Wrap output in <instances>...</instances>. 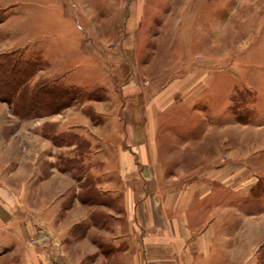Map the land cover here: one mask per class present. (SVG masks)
I'll return each instance as SVG.
<instances>
[{
  "label": "rangeland",
  "instance_id": "374dc122",
  "mask_svg": "<svg viewBox=\"0 0 264 264\" xmlns=\"http://www.w3.org/2000/svg\"><path fill=\"white\" fill-rule=\"evenodd\" d=\"M189 52L194 56L186 63L194 58L202 71L209 76L212 72L205 94L213 102L219 97L214 106L199 107L234 104L242 116L257 122L247 125L235 117L233 121L209 117L211 124L232 123L215 133L217 143L212 149L218 144L225 151L219 153L218 165L236 163L245 153L264 155V0H0V55L31 56L40 69L30 84L56 81L72 92L64 108L36 116L18 114L16 100L0 97V244L17 232L10 225L32 226L25 211L35 206L28 205V197L37 193L41 180L55 173L56 183L46 194L54 198L47 199L49 207L72 191L81 202L87 198L105 204L106 210L123 211L132 192L133 199L139 196L140 174L148 164L155 173L170 161L175 172H193L204 165L194 162L189 167L181 162L184 154L198 155L200 149L196 152L192 147L169 158L162 147L177 151L182 140L166 133L163 122L154 117L155 108L165 101L161 88L174 79L166 71L168 62H184L183 55ZM243 78L249 82L245 84ZM155 86L160 88L158 96ZM119 108L125 116L120 121L115 116ZM227 114L233 117L230 109ZM130 115L146 117L148 141L135 147L143 158L139 165L121 146L126 135L132 141ZM178 126L175 123L171 130ZM83 130L89 134L76 133ZM117 161L128 181L127 193L121 191L127 201L122 205L110 199L104 191L107 186H100L96 178L101 169ZM225 176L229 179L230 173ZM244 179L247 183L242 180L234 186L253 199L243 202V208L249 213L264 211V179L256 185ZM260 197L263 200L256 201ZM96 219L113 223L107 213ZM261 220L251 219L249 224L258 227ZM29 243L38 250L46 248L34 237ZM238 251L243 260L245 250ZM12 252H0V264H8ZM252 254L243 264H264V244Z\"/></svg>",
  "mask_w": 264,
  "mask_h": 264
},
{
  "label": "crops",
  "instance_id": "0c3cea01",
  "mask_svg": "<svg viewBox=\"0 0 264 264\" xmlns=\"http://www.w3.org/2000/svg\"><path fill=\"white\" fill-rule=\"evenodd\" d=\"M191 55L190 52L184 54V62L181 59L168 62L166 71L172 73L174 79L161 88L165 101L161 108H155L154 117L163 122L166 133L182 140L177 151H172L171 146L162 147L165 153L169 152V158L173 159L175 153L192 147L196 152L200 151L198 155L184 154L181 162L186 161L189 167L194 162H203L204 165L199 164L193 172H175L170 161L162 164L160 173H155L154 167L148 164L146 173L140 174L139 196L133 199L132 192L127 200L129 205L124 204L123 211H117L115 207L106 210L105 204L91 203L92 200L89 202L87 198H82L81 202L72 191L60 195L59 199L56 197L57 200L49 207L47 189L57 180V173H53L49 180L39 182L38 191L31 199L28 197V205L35 206L31 212L25 211L32 218V226L13 222L10 227L18 229L17 232L9 237L7 243L0 244V252L13 250L14 257L8 264H243V260H249L254 254L251 253L264 244V211L263 215H259L262 212L246 211L243 202L253 199L249 198L248 192L234 188L239 181L246 182L245 177L252 185L264 179V155L245 153L236 163L229 159L231 162L218 165L219 153L225 151L219 149L218 144L212 149V145L217 143L215 133L227 130L232 123L219 125L209 122L221 118L233 121L234 117L237 119L235 111L241 109L234 104L229 108V105L221 104L218 108L199 107L206 103L214 106L212 103L219 97L213 102L205 94L212 72L209 76L207 71H202L201 64L194 58L195 65L189 61L186 63ZM202 78L204 81L199 87L190 90ZM243 79L245 84L249 82ZM159 89L157 86L153 88L155 96L159 95ZM120 108L115 112L119 121L125 119ZM228 109L233 117L227 114ZM127 121L131 125L132 141L126 135L121 146L131 154L133 163L139 165L143 158L135 147L148 141V130L144 124L146 117L130 115ZM244 122L247 125L257 123L249 117ZM175 123L179 126L171 130ZM76 133L89 134L84 130ZM156 153L160 154V150ZM123 169L122 163L117 161L101 169L96 177L101 182L100 186H107L104 191L110 199L120 205L126 201L121 191L127 193L128 188ZM227 173H230L229 179L225 176ZM48 181L51 183L46 186ZM262 200L261 197L256 199ZM105 213L113 223L106 224L96 219L99 215L104 217ZM251 219L263 220L256 227L249 224ZM33 237L47 249L42 247L44 251L38 250L36 245L30 244ZM249 248L253 249L250 255L246 253ZM238 249L245 250L241 253L243 260H240Z\"/></svg>",
  "mask_w": 264,
  "mask_h": 264
},
{
  "label": "trees",
  "instance_id": "16d2710c",
  "mask_svg": "<svg viewBox=\"0 0 264 264\" xmlns=\"http://www.w3.org/2000/svg\"><path fill=\"white\" fill-rule=\"evenodd\" d=\"M11 54L13 53L0 55V97L16 100L19 103L18 114H47L59 111L67 105L72 92L66 86L47 80H37L35 84H30L40 67L27 54L25 57H13L14 54ZM22 54L20 52L19 56ZM235 113L237 118L247 121L248 117L242 116V111Z\"/></svg>",
  "mask_w": 264,
  "mask_h": 264
}]
</instances>
